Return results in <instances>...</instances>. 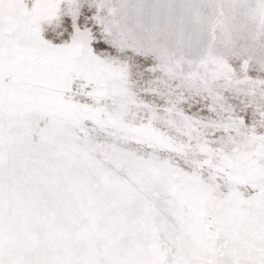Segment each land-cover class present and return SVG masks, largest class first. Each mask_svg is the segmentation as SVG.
Instances as JSON below:
<instances>
[{
    "label": "snow or ice",
    "instance_id": "6c2138e0",
    "mask_svg": "<svg viewBox=\"0 0 264 264\" xmlns=\"http://www.w3.org/2000/svg\"><path fill=\"white\" fill-rule=\"evenodd\" d=\"M0 264H264V0H0Z\"/></svg>",
    "mask_w": 264,
    "mask_h": 264
}]
</instances>
